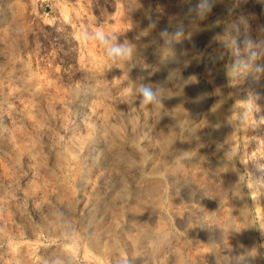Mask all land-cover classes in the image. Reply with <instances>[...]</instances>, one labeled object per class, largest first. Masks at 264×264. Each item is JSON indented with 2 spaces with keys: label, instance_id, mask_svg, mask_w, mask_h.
I'll return each instance as SVG.
<instances>
[{
  "label": "rangeland",
  "instance_id": "374dc122",
  "mask_svg": "<svg viewBox=\"0 0 264 264\" xmlns=\"http://www.w3.org/2000/svg\"><path fill=\"white\" fill-rule=\"evenodd\" d=\"M27 1L0 0V264H264V0H58L79 44Z\"/></svg>",
  "mask_w": 264,
  "mask_h": 264
},
{
  "label": "clouds",
  "instance_id": "9594fccd",
  "mask_svg": "<svg viewBox=\"0 0 264 264\" xmlns=\"http://www.w3.org/2000/svg\"><path fill=\"white\" fill-rule=\"evenodd\" d=\"M215 0H199L197 5L201 15L210 12ZM85 41L92 40L98 43L105 49L107 57L113 64L123 63L128 61L133 56V47L127 43H121L115 34H108L102 29L97 28L95 32H85L83 36ZM136 94L139 96V104L142 107L152 106L153 109H160L164 106L163 88L154 87L149 84H140L136 89ZM177 264H183L182 259L177 261Z\"/></svg>",
  "mask_w": 264,
  "mask_h": 264
},
{
  "label": "bare ground",
  "instance_id": "6f19581e",
  "mask_svg": "<svg viewBox=\"0 0 264 264\" xmlns=\"http://www.w3.org/2000/svg\"><path fill=\"white\" fill-rule=\"evenodd\" d=\"M29 1V0H28ZM27 1V2H28ZM32 1V0H31ZM30 1V2H31ZM74 2L76 1V2H78V3H80V1L79 0H73ZM81 1H83V0H81ZM105 1V0H104ZM111 1V0H110ZM38 2V1H37ZM106 2H108V1H106ZM29 3V2H28ZM51 3H53V5L55 6L54 8H56V14H54L55 15V21H56V23L60 26V28H62V29H64V30H66V31H68V32H70L71 34H72V40L74 41V42H76L77 44H79V42H80V37H79V34H80V29L81 28H83V27H85V28H89V29H91L92 27L90 26V24H89V22H87V20H86V18L83 16V12L81 13V12H79V11H77L76 9H75V11H74V9H73V13H71V12H69L68 11V8L64 5V4H62L61 2H59L58 0H53ZM51 3H50V5H51ZM83 3V2H82ZM113 3H114V1H113ZM118 3V2H117ZM107 4V3H106ZM80 5V4H79ZM86 5V4H85ZM103 5V4H102ZM112 5V4H111ZM69 6H71V5H69ZM104 6H105V4H104ZM109 6V5H108ZM77 7H79V6H77ZM82 8H83V10H86V8L82 5L81 6ZM74 8H75V6H74ZM81 9V8H80ZM99 10H100V8H99ZM102 10V9H101ZM89 11V9L87 10V12ZM86 11H84V13H85ZM90 12V11H89ZM99 12H101V11H99ZM108 12V11H107ZM107 12L106 11H103L102 13H101V16L102 17H105L106 15H107ZM54 13V12H53ZM110 15V13L107 15V16H109ZM86 16V15H85ZM87 16H88V14H87ZM107 16L105 17V18H107ZM100 17V16H99ZM89 18V17H88ZM116 19L118 20V18L116 17ZM115 19V22L117 21ZM53 21V20H52ZM119 21V20H118ZM38 22H39V19H38ZM41 22V21H40ZM39 22V23H40ZM43 22V21H42ZM122 22V21H121ZM46 23H47V21H46ZM45 23V24H46ZM55 23V24H56ZM117 23V22H116ZM124 23V22H123ZM117 25H119V26H116V25H113V28H112V31H111V33L113 32V33H115V34H120L122 31H125L126 29H127V26L129 27V28H131L129 25H127L126 27L124 26V25H120V24H117ZM50 26V25H49ZM80 26H82L81 28H80ZM50 27H52V26H50ZM55 28V27H54ZM51 29H53V28H51ZM55 29H58V28H55ZM54 29V30H55ZM84 29V28H83ZM93 29V28H92ZM85 30V29H84ZM131 29H129V31H130ZM59 31V30H58ZM109 31V30H108ZM85 32H87V31H85ZM55 33H57V32H55ZM59 33V32H58ZM65 33H67V32H65ZM110 33V32H109ZM108 33V34H109ZM124 33V32H123ZM81 34H83L82 32H81ZM123 35V34H122ZM84 36V35H83ZM68 37V36H67ZM70 37V36H69ZM71 40V41H72ZM83 41V40H82ZM90 41V40H89ZM73 43V42H72ZM86 43H88V42H86ZM90 44H92V43H90ZM94 44V43H93ZM75 45V44H74ZM84 46H85V43H84ZM77 47V46H76ZM90 47H91V45H90ZM92 47H93V45H92ZM86 48H88V47H86ZM77 49H79V48H76V50ZM91 49V48H90ZM89 50V49H88ZM87 51V50H86ZM90 53V52H89ZM90 56H93V54L92 55H90ZM90 56H89V58H90ZM80 57H81V55H80ZM89 58H88V60H89ZM144 59V58H143ZM79 60V59H78ZM83 61H81V63H82ZM85 62H86V60H85ZM84 62V63H85ZM141 64V63H140ZM81 65H83V64H81ZM85 65H87V63L85 64ZM94 65V64H93ZM90 66V65H89ZM92 66V65H91ZM96 66V65H95ZM81 67V66H80ZM87 67V66H86ZM93 67V66H92ZM85 68V67H84ZM29 69V68H28ZM96 69V68H95ZM27 70V69H26ZM24 71H25V69H24ZM92 71V70H91ZM94 71V70H93ZM78 72H80V71H78ZM90 72V71H89ZM81 73V72H80ZM87 74H88V72H87ZM91 74V73H90ZM44 75V74H43ZM45 77L47 76V74L46 75H44ZM43 76V77H44ZM88 76H89V74H88ZM36 77H37V75H36ZM38 77L40 78V77H42L41 75L39 76L38 75ZM48 77V76H47ZM91 77V76H90ZM43 79V78H42ZM46 79V78H45ZM48 79V78H47ZM87 79V78H86ZM91 80V79H90ZM43 81H44V79H43ZM42 81V82H43ZM45 81H49V79L48 80H45ZM85 81V80H84ZM87 81V80H86ZM93 81V80H92ZM85 83V82H84ZM210 84H213V83H210ZM45 85H47V84H45ZM93 85V84H92ZM211 87V86H210ZM213 87V86H212ZM214 88V87H213ZM90 89V88H89ZM211 89V88H210ZM92 90V89H91ZM210 91V90H209ZM214 92V91H213ZM118 93V92H117ZM207 94V93H206ZM204 95V94H203ZM215 95V94H214ZM214 95H212V96H214ZM84 96V95H83ZM123 96V95H122ZM211 96V95H210ZM209 96V97H210ZM113 97V96H112ZM208 97V98H209ZM75 98V97H74ZM84 100V99H83ZM117 101H119V100H117ZM113 102V101H112ZM122 103V102H121ZM112 104V103H111ZM124 108H126V107H124ZM120 110V109H119ZM91 111V110H90ZM95 115V114H94ZM215 144V143H214ZM210 146H211V144H210ZM212 149V148H211ZM210 149V150H211ZM65 248V247H64ZM57 251V250H56ZM60 251V250H59Z\"/></svg>",
  "mask_w": 264,
  "mask_h": 264
}]
</instances>
